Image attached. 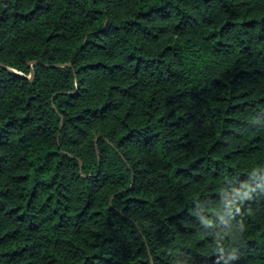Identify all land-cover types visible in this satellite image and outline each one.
Returning <instances> with one entry per match:
<instances>
[{"label":"trees","instance_id":"1","mask_svg":"<svg viewBox=\"0 0 264 264\" xmlns=\"http://www.w3.org/2000/svg\"><path fill=\"white\" fill-rule=\"evenodd\" d=\"M0 264H264V0H0Z\"/></svg>","mask_w":264,"mask_h":264},{"label":"water","instance_id":"2","mask_svg":"<svg viewBox=\"0 0 264 264\" xmlns=\"http://www.w3.org/2000/svg\"><path fill=\"white\" fill-rule=\"evenodd\" d=\"M33 75H34V73L31 74L30 78H32Z\"/></svg>","mask_w":264,"mask_h":264}]
</instances>
